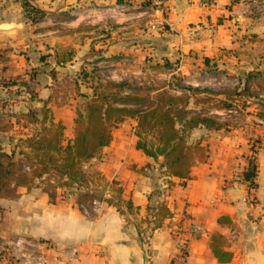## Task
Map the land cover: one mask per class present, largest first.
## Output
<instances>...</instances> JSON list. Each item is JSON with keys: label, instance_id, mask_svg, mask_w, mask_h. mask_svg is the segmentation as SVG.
Instances as JSON below:
<instances>
[{"label": "crops", "instance_id": "obj_1", "mask_svg": "<svg viewBox=\"0 0 264 264\" xmlns=\"http://www.w3.org/2000/svg\"><path fill=\"white\" fill-rule=\"evenodd\" d=\"M24 1L44 18L31 23ZM127 1L0 0V79L25 77L40 100H49L68 139L74 111L66 109L61 85L75 82L84 62L95 54L117 58L124 79L164 64L171 67L170 76L226 69L240 86L248 73L264 77V15H230L237 0H215L213 6L203 0H166L165 14L145 9V0ZM162 17L164 29L147 27ZM68 53L71 59L57 65ZM80 94L74 92L76 102L91 92L81 87ZM247 103L239 111L208 110L207 116L227 124L190 132L188 143L198 142L206 157L191 167L185 180L168 176L136 148L129 137L136 121L125 119L112 130L96 171L108 187L121 188L134 211L120 212L106 203L110 190L105 188L100 204L92 207L91 201L85 213L67 190L39 181L31 188L18 187L14 197L0 198V248L24 237L48 244L42 250L45 264H171L177 246L174 232L179 229L188 239L187 264H264V119L257 116L258 104ZM252 157L255 188L240 180ZM158 200L164 201L171 217L150 231L144 222L147 207ZM215 233L224 236L223 250L231 254L228 262L219 263L210 249Z\"/></svg>", "mask_w": 264, "mask_h": 264}, {"label": "trees", "instance_id": "obj_2", "mask_svg": "<svg viewBox=\"0 0 264 264\" xmlns=\"http://www.w3.org/2000/svg\"><path fill=\"white\" fill-rule=\"evenodd\" d=\"M26 18L31 23L41 21L45 14L23 2ZM117 3H128L127 0H117ZM207 4V0H203ZM142 6L148 7L149 1H143ZM70 53L60 60L62 65L71 59ZM85 63L84 69L76 75L74 92L80 94V88L90 89L91 95L85 96V102L75 110L73 119V135L65 137V127L60 121H55L49 100H40L34 89L21 79L22 85L29 91V100L41 103L39 109L30 108L25 113L14 115L23 119L30 132L22 133L17 144L3 151L0 140V198L16 196L18 187L31 188L37 181H46L53 186L64 189L85 188L90 184V178L83 166L95 158L112 140V130L125 119H135L134 134L137 138L136 148L146 156L157 161L163 157L160 168L168 176L185 180L189 177L190 169L198 162L205 160V150L198 142L190 144L187 138L192 130L204 127L207 130H218L227 123L208 116L191 113L189 110V94L203 93L195 88L179 86L177 82H164L165 85L153 89L148 85L131 86L128 82L115 83L99 81L96 69L86 68L91 61L100 59L116 60L117 58L95 54ZM171 69V67L167 70ZM53 74V71H51ZM33 78V76H31ZM262 80L255 73H248L243 80L242 89L238 96L247 95L254 98L259 105L257 116L264 119V102L250 95L249 85L253 82L260 84ZM14 85V82H8ZM176 85V87H175ZM180 92L176 91V88ZM166 88V90L164 89ZM33 89V90H31ZM188 94H185V93ZM246 106V104H245ZM222 103L219 108H228ZM7 131L6 129H4ZM151 135L148 142L146 136ZM252 154L256 151L253 146ZM18 156V157H17ZM257 167L254 157L248 159V165L242 172L240 180L249 188H255ZM113 193L105 202L115 205L120 212H133L130 201L122 198V190L113 184ZM150 199V198H149ZM80 199L78 203L82 202ZM148 215L144 222L150 225V231L161 227L164 219L171 213L164 201L158 200L147 207ZM150 215V217H149ZM220 223L222 220L220 219ZM224 236L215 233L211 237L210 249L219 263L228 262L231 254L223 250ZM10 264L9 258L3 259Z\"/></svg>", "mask_w": 264, "mask_h": 264}, {"label": "rangeland", "instance_id": "obj_3", "mask_svg": "<svg viewBox=\"0 0 264 264\" xmlns=\"http://www.w3.org/2000/svg\"><path fill=\"white\" fill-rule=\"evenodd\" d=\"M158 66H152L153 70H149V67L148 70H146L145 72L143 71L140 75H137L136 77H127V79L125 78V80L123 81L128 82L131 86L148 85L153 89L165 85L164 82H171L172 84H175L177 82L179 86L199 89L200 92L204 91L202 95L201 93L196 92L189 94V102L193 104V106L189 105L190 112L202 116H207L206 113L208 112V110L210 111L217 109L222 106V103L230 106L228 108H219L224 109L226 112L228 110L239 111L241 109H244L247 102H249L248 107H252L257 104V100L254 98H247V95L241 97L237 95V91L242 89V87L240 85H234L233 78L235 75H231L226 69L212 67L211 69L209 68L202 70L197 75L194 72L188 74H181V72H178L177 74L170 76L169 74L172 72V70H167L168 67L170 68L168 64L160 65L159 67ZM86 68L88 67L86 66ZM202 72L208 73L207 75H204V73L202 74ZM23 76H25V74ZM99 76L101 77L100 74ZM260 78L262 79L264 77ZM21 79L25 80V77L19 76L12 80L4 78L0 79V140L2 143V149L6 152H9V149L17 144L19 140L18 138H20L19 136H21L20 134L30 132V129L25 125L24 120H19L14 115L25 113L30 108L36 110L40 108V106L38 107L36 105L37 102L29 100V91L22 85ZM8 82H14V85H9ZM196 83L199 84L197 87L191 85ZM61 86V90H63L66 94L65 98L62 99L66 103V109L74 111L75 113V110L78 109L86 99L80 98L76 102V99H74L73 95V83H69L68 85L62 82ZM164 89L166 90V88ZM176 91L180 92L179 87L176 88ZM249 91L250 95H257V97L259 96L264 100V85L262 86L256 82H253L249 85ZM185 94L188 93L186 92ZM63 101H61V103H64ZM225 119L229 120V118H227L226 116ZM230 120L234 121V118H230ZM4 129H6L7 131H5ZM129 137L134 140V143L136 144L137 138L134 134V128L133 131H130ZM66 139L68 138L66 137ZM146 140L150 142L153 139L151 135H147ZM187 141L190 142L189 138H187ZM100 153L95 157L94 161L90 160L91 162L88 161L83 166V170L85 171V173L89 177H93L92 179L90 178V184L88 187L71 189L61 188L67 190V193L65 194L75 197L78 201L82 199L83 201L80 202V204H83L84 206L86 205L88 208L91 207L90 202L92 201V199L101 200L102 191L105 188H109L110 193H113V188H115L113 184L108 187L106 185V182L103 181L100 175H98L99 172L96 171L98 170L99 163L103 162V159L105 157V155ZM161 162H163L162 156H158L157 161L153 160V164H156L159 168ZM157 174H161L160 170L157 171ZM38 182L39 181L34 183L33 186L38 185ZM43 185L45 186L47 184Z\"/></svg>", "mask_w": 264, "mask_h": 264}, {"label": "built area", "instance_id": "obj_4", "mask_svg": "<svg viewBox=\"0 0 264 264\" xmlns=\"http://www.w3.org/2000/svg\"><path fill=\"white\" fill-rule=\"evenodd\" d=\"M149 5L145 9L151 11H157L162 14L167 12L166 0H148ZM207 6H213L215 0H207ZM237 9H231L230 15L234 16H248L250 18H258L264 15V0H237ZM149 14V13H148ZM167 22L165 17H162L158 22H151L148 24V28L151 30L164 29ZM125 62V59L119 60ZM87 67L90 69H96V73L101 75L99 76V81H112L120 82L125 80L120 74L117 67L116 60H107L100 59L96 61H91L87 64ZM208 72H204V75H207ZM234 85H239L237 79L233 80ZM105 196L106 198H109ZM100 200L93 199L92 207H96L100 204ZM82 210L87 213V209L83 204L80 205ZM176 238V251L171 258V264H187L189 257L188 250V239L184 235L183 231L177 229L175 232ZM48 247V244L45 242H34L28 240L24 237H18L15 239L8 240L5 246L0 248V260L9 258L11 260L10 264H45L46 259L44 252L42 251Z\"/></svg>", "mask_w": 264, "mask_h": 264}]
</instances>
